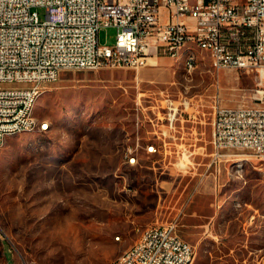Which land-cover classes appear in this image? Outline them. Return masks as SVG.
<instances>
[{"label":"rangeland","instance_id":"1","mask_svg":"<svg viewBox=\"0 0 264 264\" xmlns=\"http://www.w3.org/2000/svg\"><path fill=\"white\" fill-rule=\"evenodd\" d=\"M116 34L103 27L100 44ZM200 55L192 73L164 56L44 83L34 112L48 129L0 147V264H108L147 225L173 220L192 264H264V160L212 145L217 96L264 105L261 77Z\"/></svg>","mask_w":264,"mask_h":264},{"label":"built area","instance_id":"2","mask_svg":"<svg viewBox=\"0 0 264 264\" xmlns=\"http://www.w3.org/2000/svg\"><path fill=\"white\" fill-rule=\"evenodd\" d=\"M103 27L117 29L114 45L100 44ZM188 40L203 43L216 70L257 71L264 100V0H0V147L4 129L31 127L30 102L62 71L176 59ZM212 125L216 155L248 150L264 160V105L227 106L217 96ZM177 229L175 220L147 225L108 264H192L194 247Z\"/></svg>","mask_w":264,"mask_h":264},{"label":"bare ground","instance_id":"3","mask_svg":"<svg viewBox=\"0 0 264 264\" xmlns=\"http://www.w3.org/2000/svg\"><path fill=\"white\" fill-rule=\"evenodd\" d=\"M201 52L205 53L203 43H201L199 40H188V43L182 44L180 46V51L179 53H177L176 57L184 58L186 68H188V63L193 60V67L195 68L201 60V56H202L200 55ZM41 93L42 91H38L37 100L41 95ZM36 102L37 101H31L29 104V121L31 127H25V128L13 127L12 129H4L2 135V144L5 142V140L9 135H13L25 131H32L35 130L33 129V127L39 126L38 119L34 112ZM41 124H43V129H48L47 123H41ZM127 156L131 157V159H136V156L134 155L132 149L130 148L127 151Z\"/></svg>","mask_w":264,"mask_h":264},{"label":"crops","instance_id":"4","mask_svg":"<svg viewBox=\"0 0 264 264\" xmlns=\"http://www.w3.org/2000/svg\"><path fill=\"white\" fill-rule=\"evenodd\" d=\"M158 57H164V56H158ZM158 57H153L152 59H154V58H158ZM154 150H156V146H154ZM215 161H217V160H220V162H222V161H226V160H228V159H214Z\"/></svg>","mask_w":264,"mask_h":264}]
</instances>
